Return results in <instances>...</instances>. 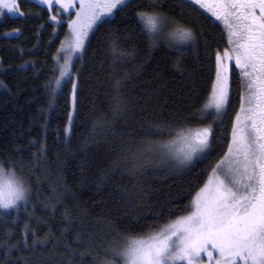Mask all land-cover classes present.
<instances>
[{"label":"trees","instance_id":"obj_1","mask_svg":"<svg viewBox=\"0 0 264 264\" xmlns=\"http://www.w3.org/2000/svg\"><path fill=\"white\" fill-rule=\"evenodd\" d=\"M142 3L128 0L94 25L74 59L73 75L55 94V58L68 16L18 0L23 15L0 20V161L31 189L27 204L0 209V264H92L91 255L80 256L89 243L102 256L113 243L122 246L130 236L185 215L227 151L244 92L235 66L228 104L219 114L209 109L197 115L212 91L216 52L228 46L224 25L198 6L161 0L160 11L191 27L197 40L152 47L136 17L145 10L137 7ZM113 40L129 55L114 59ZM166 125L211 126V154L184 167L141 154L147 141L175 139V132H155Z\"/></svg>","mask_w":264,"mask_h":264},{"label":"snow or ice","instance_id":"obj_2","mask_svg":"<svg viewBox=\"0 0 264 264\" xmlns=\"http://www.w3.org/2000/svg\"><path fill=\"white\" fill-rule=\"evenodd\" d=\"M40 2L50 7L55 2L65 12L76 10L77 18L70 20L68 26L74 36L72 50L80 52L89 30L103 17L113 16L115 11L126 7L128 0ZM160 3L161 0H143L137 6L145 9L137 11L136 17L150 46L159 42L169 48L174 44H194L196 32L160 11ZM182 3L210 13L227 30L230 50L224 49L222 54L216 52L211 97L197 115L203 117L209 109L219 114L228 104L229 67L226 61H234L245 91L232 125L231 141L212 168L208 182L185 206L191 209L187 215L158 224L159 230H151L147 239L129 238L122 247L113 243L102 249V256L93 254L95 245L89 243L88 250L81 252L80 256L91 255L92 264H177L179 261L197 264L202 253L212 261L213 251L219 253L215 264H264V0H182ZM5 9L23 15L19 12L17 0H0V15ZM51 19L55 21L57 16L53 15ZM177 50L180 49L177 47ZM112 55L119 59L129 53L120 50L119 44L113 40ZM56 59H60L59 54ZM69 75L66 62L54 81L53 94ZM75 91L76 85L73 84V106ZM72 124L73 117L69 115L66 137L71 134ZM155 132L169 136L175 132V139L147 141L141 154H153L161 161L171 160L181 167L191 164L194 159H206L211 154L214 139L211 126L193 133L191 129L174 130L166 125L157 126ZM137 159L134 154L133 160ZM30 192V187H25V182L15 178L14 174L5 177L0 161V209L17 208L20 201L27 204ZM29 231L25 225V237ZM46 242L34 240L33 245Z\"/></svg>","mask_w":264,"mask_h":264},{"label":"rangeland","instance_id":"obj_3","mask_svg":"<svg viewBox=\"0 0 264 264\" xmlns=\"http://www.w3.org/2000/svg\"><path fill=\"white\" fill-rule=\"evenodd\" d=\"M35 1H37L38 3H40L41 5L43 4V3H41L40 2V0H35ZM17 3H18V0H17ZM43 5H45V6H47L49 9H52L53 7H56L57 8V13H59V14H65L66 16H68V18H67V27H68V30H67V33H66V35H65V37L63 38V40H62V42H61V44H60V47H59V51H58V53H57V55L59 54V57H60V59H57V61H56V58H55V61H56V63L58 62V68H57V76H56V78H58L59 77V69L61 68V67H63V66H65V63L67 62V67H68V70H69V73H70V75L68 76V77H65L62 81H61V86H62V84H63V82L64 81H66L71 75H73V72H72V65H73V63H74V59L77 57V55L78 54H80L81 52H82V50L80 51V52H74L72 49H73V46H74V36H73V32H72V29H70L69 28V26H68V22L70 21V20H75L77 17H76V14H75V12H76V10L75 9H69L67 12H65L63 9H60L59 8V5H57V4H55V2L53 3V5L50 7L49 5H47V4H43ZM79 7V5L77 4V6H76V8H78ZM4 11V14L3 15H0V20L5 16V15H7V16H15V15H19V13H17V12H8L6 9L5 10H3ZM19 12H21L20 11V9H19ZM223 24V23H222ZM94 27V26H93ZM225 28V27H224ZM93 29V28H92ZM92 29H90L89 30V32H88V34L90 33V31L92 30ZM225 30H226V28H225ZM226 32H227V30H226ZM11 33H9V35H10ZM88 37V36H87ZM85 38V41H84V44H85V42H86V40L88 39V38ZM228 43V42H227ZM224 49H229L230 50V45L228 44V46L226 47V48H224ZM224 49H222V51H221V54L223 53V51H224ZM57 57V56H56ZM226 64L228 65V67H229V73H228V75H229V82H228V94H229V84H230V70H231V68L233 67V66H235L234 65V61H226ZM215 77V76H214ZM215 82V79H214V81H213V83ZM75 85H76V83H75V77H74V82H73ZM55 84V83H54ZM213 85V84H212ZM60 86V87H61ZM60 89V88H59ZM58 90V89H57ZM57 90H56V92H57ZM245 91V90H244ZM212 92V91H211ZM71 112H70V115L72 116V114H73V112H74V108H75V106H73V87H72V92H71ZM244 95V92L242 93V96ZM242 96H241V98H242ZM210 97H211V93H210V95H209V97H208V99H210ZM208 102H209V100H208ZM240 105H241V103L239 104V106H238V108H237V111H236V113H235V115H234V117H233V120H234V122H233V124L235 123V117H236V114L240 111ZM203 128H205V127H203ZM199 129H202V128H194V129H192V132L193 133H195L197 130H199ZM232 131V130H231ZM230 141H231V139H230ZM179 147V146H178ZM5 169V168H4ZM9 173H11V174H13V172L11 171V170H9V169H5V177L9 174ZM212 175V171L208 174V176H207V179L205 180V183H207L208 182V179H209V177ZM14 176H15V178H17V179H19V177L18 176H16L15 174H14ZM20 180V179H19ZM204 183V184H205ZM204 184L201 186V187H203L204 186ZM200 187V188H201ZM199 188V189H200ZM199 191V190H198ZM20 203H23V201H20V202H18V204H20ZM191 211V209H189V211L187 212V213H185V215H187L189 212ZM159 229H157L156 231H158ZM148 235L149 234H147V235H141V237H134V236H130L129 238H139V239H147L148 238ZM129 238H127L125 241H124V243L122 244V246H124L126 243H127V241H128V239ZM121 246V247H122ZM211 250V249H210ZM213 257H214V259L212 260V261H210L209 259H208V257H207V255L206 254H204V253H202L201 254V257L198 259V261H197V264H215V259L216 258H219V253L218 252H215V251H213ZM177 264H186V261H179V262H177Z\"/></svg>","mask_w":264,"mask_h":264}]
</instances>
